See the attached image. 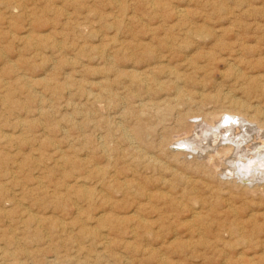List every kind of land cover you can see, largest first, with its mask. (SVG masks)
I'll return each mask as SVG.
<instances>
[{
	"label": "rangeland",
	"instance_id": "obj_1",
	"mask_svg": "<svg viewBox=\"0 0 264 264\" xmlns=\"http://www.w3.org/2000/svg\"><path fill=\"white\" fill-rule=\"evenodd\" d=\"M0 11V264H264L263 182L197 135L234 111L264 141V0Z\"/></svg>",
	"mask_w": 264,
	"mask_h": 264
},
{
	"label": "bare ground",
	"instance_id": "obj_2",
	"mask_svg": "<svg viewBox=\"0 0 264 264\" xmlns=\"http://www.w3.org/2000/svg\"><path fill=\"white\" fill-rule=\"evenodd\" d=\"M9 1V0H8ZM21 1V0H20ZM4 3H7L6 1H3ZM18 1H16V3H17ZM18 3H20V2H18ZM13 4V3H12ZM21 4V3H20ZM15 5V4H14ZM19 6V5H18ZM10 7V6H9ZM1 12V11H0ZM179 14H180V11L178 12ZM1 15H2V13H0ZM0 15V16H1ZM2 16H4V15H2ZM10 18V17H9ZM10 22V21H9ZM11 24V23H10ZM25 38V37H24ZM22 39H23V37H22ZM34 45V44H33ZM229 114L227 117H225L224 115L225 114ZM246 119V118H245ZM235 121V122H234ZM212 123V122H211ZM235 126L238 128V129H240V130H242L243 128L242 127H244V120L242 119V116L241 117H239V115H238V113L236 114L234 111H229V112H225V113H223V114H221V116L219 117V119L216 121V122H214L213 124H210V123H206V124H199V132H200V134H197V135H199L200 137H202V138H204L203 137V134H205V133H208V132H211L210 133V136L213 138V141H212V144L214 143L216 146H220L221 144H226L225 146H226V149L225 150H228V155L227 156H225V158H224V160L225 159H229L230 157L232 158V159H230V160H233V165H232V168H233V170L231 171L230 169V171H231V173H232V175H234L235 177L237 176V178L239 179V182H247L246 183V186H248V185H250V184H253V182H255V181H260V183H262L263 182V185H264V141H262V143L260 144V146L259 147H251V148H249V147H247L246 149H242L241 147H240V144L242 143V142H244L243 141V139L245 140V138H244V135L241 133H238V132H234V129H235ZM245 129V128H244ZM244 129H243V132H244ZM237 131V130H236ZM195 135V134H194ZM188 136V135H187ZM186 135L185 136H183V137H181V138H178V139H176L175 140V144H178V146H176L175 148L173 147V146H171L170 147V149L171 150H176V149H178V150H183V149H185V148H187V149H194V147L196 148V143L198 142L197 141V139H199V138H197V137H199V136H195V137H187ZM242 141V142H241ZM241 142V143H240ZM210 144V143H209ZM243 144V143H242ZM241 144V145H242ZM199 145V144H198ZM197 145V146H198ZM181 147H183V148H181ZM199 147V146H198ZM243 147V146H242ZM244 148V147H243ZM192 149V150H193ZM195 150V149H194ZM202 150V149H201ZM184 151V150H183ZM196 151V150H195ZM229 162V161H228ZM232 163V162H231ZM226 166H227V164H226ZM231 166V165H230ZM229 171V172H230ZM236 171V172H235ZM231 173H229V174H231ZM231 175V176H232ZM257 182V183H258ZM256 183V184H257ZM256 184H254V185H256ZM262 185V184H261ZM254 188V187H253ZM85 193V192H84ZM85 195V194H84ZM179 207V206H178ZM188 206H186V207H184V208H186V209H189V208H187ZM192 207V206H191ZM181 208V207H180ZM192 208H194V207H192ZM196 208V207H195ZM199 208H201V206H199L198 207V210H200ZM191 209V208H190ZM202 209V208H201ZM191 210H193V209H191ZM196 210V209H195ZM200 211H202L203 212V210H200ZM190 212V211H189ZM36 214V213H35ZM157 214H159V213H157ZM161 214V213H160ZM190 215V214H189ZM200 215H202V214H200ZM33 216V215H32ZM158 216V215H157ZM197 216H199V214H198V211L196 210V211H192L191 212V215H190V218H195V217H197ZM204 217V216H203ZM37 217H35L34 219H36ZM141 218V217H140ZM186 218H187V216H186ZM29 219H30V217H29ZM28 219V220H29ZM31 219H33V217H31ZM98 219H100V218H98ZM158 219V218H157ZM37 220V219H36ZM143 220V219H142ZM159 220V219H158ZM192 220V219H191ZM31 221V220H30ZM29 221V222H30ZM39 221V220H38ZM140 221V220H139ZM184 221H185V219H184ZM188 221H189V219H188ZM202 221V220H201ZM205 221V220H204ZM204 221H202V222H204ZM24 222V221H23ZM32 222V221H31ZM33 222H35V221H33ZM37 222V221H36ZM160 222V221H159ZM214 222V221H213ZM146 224V222H143V224ZM190 223V222H189ZM196 223V221L194 222V224ZM200 223V222H199ZM35 224V223H34ZM37 224V223H36ZM39 224V223H38ZM140 224V223H139ZM185 224V223H184ZM192 225V224H191ZM212 225V224H211ZM35 226V225H34ZM142 226V225H141ZM203 226V224L201 225V227ZM205 226H207V225H205ZM144 227H146V226H144ZM149 227H150V225H149ZM148 227V228H149ZM195 227V226H194ZM196 227H197V225H196ZM201 227H200V229H201ZM217 227V226H216ZM33 228V227H32ZM38 228V227H37ZM36 228V229H37ZM142 228V227H141ZM187 228V227H186ZM193 228V227H192ZM198 228V227H197ZM207 228V227H206ZM118 229V228H117ZM146 229V228H145ZM145 229H143L144 230V232H146L145 231ZM200 229H198V231L200 230ZM148 230V229H147ZM189 230V229H188ZM187 230V231H188ZM196 230V228L194 229V231ZM201 231H203V230H201ZM220 231V230H219ZM219 231H217V232H219ZM36 232V231H35ZM142 232V231H141ZM140 232V233H141ZM148 232V231H147ZM146 232V233H147ZM152 232H155V231H152ZM196 232V231H195ZM204 232V231H203ZM146 233H144L145 235H146ZM205 233V232H204ZM206 233H208V232H206ZM221 233V232H220ZM218 234V235H220L221 236V234ZM33 234V233H32ZM35 234V233H34ZM143 234V235H144ZM148 235H149V232H148ZM196 235V234H195ZM204 235H206V234H203L202 235V237H204ZM214 235V234H213ZM34 236H36V235H34ZM140 236V235H139ZM147 236V235H146ZM176 236V235H175ZM186 236V235H185ZM164 237V236H163ZM189 237H190V235H189ZM189 237H188V239H189ZM215 237V236H214ZM146 238H148V237H146ZM150 238H152V237H150ZM156 238H158V236L157 237H155V240H156ZM160 238V237H159ZM171 238V237H170ZM195 238H197V235H196V237ZM206 238V237H205ZM212 238V237H211ZM218 238V237H217ZM219 238H221V237H219ZM218 238V239H219ZM167 239V238H166ZM174 239V238H173ZM193 240H196V239H194V238H192ZM207 239V242H208V238H206ZM152 240H154V239H152ZM186 240V239H185ZM214 240V239H213ZM212 240V241H213ZM165 242H167L166 240H164ZM163 241V242H164ZM198 241V240H197ZM210 241L211 240H209V244H210ZM216 241H217V239H216ZM215 241V242H216ZM92 242V241H91ZM172 242V241H171ZM217 242H220V241H217ZM199 243V242H198ZM165 244V243H164ZM172 244V243H171ZM194 244V243H193ZM202 244H203V241H202ZM213 245V244H212ZM217 245H219V243L217 244ZM216 247H218V246H216ZM157 249H158V247H156ZM182 248V247H181ZM187 248V247H186ZM185 248V249H186ZM155 249V248H154ZM214 249V248H213ZM159 250V249H158ZM164 250V249H163ZM216 250V249H215ZM157 251V250H156ZM151 253H152V251H151ZM160 253V252H159ZM158 254V253H157ZM160 255V254H159ZM161 255L163 256V253H161ZM161 255H160V258H159V262H160V264H166L165 263V260H166V258L165 257H163V258H165V259H163V258H161ZM155 256V255H154ZM155 258V257H154ZM155 260H156V258H155ZM159 262H157V263H159ZM219 264V263H218Z\"/></svg>",
	"mask_w": 264,
	"mask_h": 264
},
{
	"label": "water",
	"instance_id": "obj_3",
	"mask_svg": "<svg viewBox=\"0 0 264 264\" xmlns=\"http://www.w3.org/2000/svg\"><path fill=\"white\" fill-rule=\"evenodd\" d=\"M174 148L176 147V145L175 146H173ZM181 148H183V147H181Z\"/></svg>",
	"mask_w": 264,
	"mask_h": 264
}]
</instances>
